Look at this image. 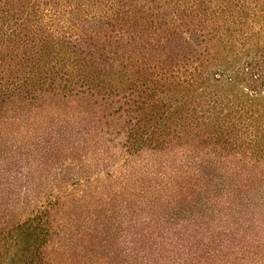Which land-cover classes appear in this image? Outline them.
I'll use <instances>...</instances> for the list:
<instances>
[{
  "label": "trees",
  "instance_id": "trees-1",
  "mask_svg": "<svg viewBox=\"0 0 264 264\" xmlns=\"http://www.w3.org/2000/svg\"><path fill=\"white\" fill-rule=\"evenodd\" d=\"M0 264H264V0H0Z\"/></svg>",
  "mask_w": 264,
  "mask_h": 264
}]
</instances>
